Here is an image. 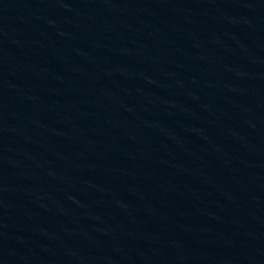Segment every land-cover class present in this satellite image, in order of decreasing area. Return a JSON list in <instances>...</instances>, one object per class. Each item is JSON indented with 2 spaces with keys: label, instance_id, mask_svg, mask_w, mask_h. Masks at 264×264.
Returning a JSON list of instances; mask_svg holds the SVG:
<instances>
[{
  "label": "water",
  "instance_id": "obj_1",
  "mask_svg": "<svg viewBox=\"0 0 264 264\" xmlns=\"http://www.w3.org/2000/svg\"><path fill=\"white\" fill-rule=\"evenodd\" d=\"M0 264H264V0H0Z\"/></svg>",
  "mask_w": 264,
  "mask_h": 264
}]
</instances>
